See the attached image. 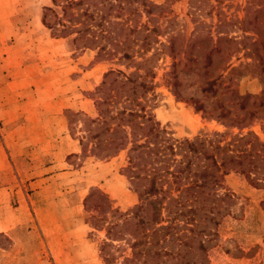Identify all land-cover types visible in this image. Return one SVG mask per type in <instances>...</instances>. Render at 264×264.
Returning a JSON list of instances; mask_svg holds the SVG:
<instances>
[{
	"label": "rangeland",
	"instance_id": "rangeland-1",
	"mask_svg": "<svg viewBox=\"0 0 264 264\" xmlns=\"http://www.w3.org/2000/svg\"><path fill=\"white\" fill-rule=\"evenodd\" d=\"M15 1L16 7L27 3ZM151 1L166 4L167 18L171 19L169 34L186 38L200 21L210 25L201 34L209 33L214 40L217 11L238 20L244 17L250 0H209L215 5L211 12L203 6L192 16L188 0ZM8 9L4 6L0 10V59L5 56V42H22L18 61L0 60V264H118L121 257L104 263L102 251L114 256L122 251L128 256V249L119 242L118 250L107 245L101 251L104 230L95 226L93 218L98 217V208L90 207L89 202L84 206L83 199L96 187L119 211L137 202L122 172L126 152L99 158L92 155L88 143L84 149L79 139L82 136L85 142L86 129L93 126L88 119L96 116L92 96L102 74L109 69L126 74L133 70L132 64L119 58L121 52L111 59H94L93 50L75 49L70 38L53 39L24 10L11 14ZM259 21L264 22V10ZM241 29L249 30L248 26L228 25L216 30L224 38L243 35ZM196 37L188 53L196 70L187 74L176 66L171 75L175 58L158 49L151 63V87L141 100L140 112L175 139L211 137L215 132L225 133L223 138L228 139L238 129L223 126L197 108L213 107V95L200 91L201 81L218 73L226 52L235 49L212 89L227 90L225 96L232 91L240 99L247 94L259 96L264 88V72L256 60L261 55L259 47L247 39L235 41L234 47L224 39L216 41L220 51L208 57L217 64L204 76L202 63L208 42ZM164 39L160 37L166 44ZM173 42L178 44L179 39ZM133 57L139 60L136 54ZM29 63L30 68H24ZM42 116L48 119L43 121ZM247 130L264 139V117L252 119L241 132ZM222 186L233 194V202L216 226L217 236L206 251L208 263L264 264V182L253 186L242 174L229 171Z\"/></svg>",
	"mask_w": 264,
	"mask_h": 264
},
{
	"label": "trees",
	"instance_id": "trees-1",
	"mask_svg": "<svg viewBox=\"0 0 264 264\" xmlns=\"http://www.w3.org/2000/svg\"><path fill=\"white\" fill-rule=\"evenodd\" d=\"M188 5L191 16L200 7H208V13L215 8L209 0H188ZM166 9V4L151 0H51V5L41 8L40 23L50 37L70 38L75 49L93 50L94 59H111L121 52L119 58L133 67L126 74L118 69L102 74L92 96L96 116L88 119L93 126L86 129L85 142L82 136L79 139L84 149L88 143L92 155L99 158L125 150L122 172L137 198L131 207L119 211L96 187L85 195L84 206L88 207L89 202L90 207L98 208V217L93 218L95 226L104 230L101 251L107 245L118 250L119 242L128 249V256L122 251L116 256L102 251L104 263L121 257L118 264H209L206 251L217 236L220 218L233 202V194L222 186L224 175L229 171L240 173L253 186L264 182V139L249 130L241 132L252 119L264 117V88L257 97L247 94L241 99L232 91L225 96L227 90L212 89L215 80H221L235 49L226 52L218 73L201 81L200 91L213 95L212 109L197 107L223 126L238 129L228 139L223 138L225 133L217 132L211 137L175 139L140 112L141 100L151 87V63L158 49L175 58L171 75L176 66L182 74L193 72L196 66L188 53L196 36L208 42L202 63L204 76L217 64L208 56L220 51L216 42L220 39L232 47L235 41L245 39L258 45L261 55L256 60L264 72V22L259 21L264 0H250L244 7V17L238 20L220 16L215 10L214 40L209 33L201 34L210 25L200 21L186 38L179 33L169 34L171 19ZM227 25L248 26L249 30L241 29L243 35L222 38L216 29ZM162 36L166 44L161 42ZM175 39H179L178 44H174ZM135 54L139 60H133Z\"/></svg>",
	"mask_w": 264,
	"mask_h": 264
},
{
	"label": "crops",
	"instance_id": "crops-1",
	"mask_svg": "<svg viewBox=\"0 0 264 264\" xmlns=\"http://www.w3.org/2000/svg\"><path fill=\"white\" fill-rule=\"evenodd\" d=\"M15 0H0V10L4 6H9L8 13L15 14V13H20L22 10L27 12V14H30L31 19L36 25H39L42 27L44 30H47L42 26L40 23V8L41 6H49L51 5V0H26L27 3H25L22 7H16L17 5L15 4ZM21 3V2H20ZM19 4V3H18ZM11 5V6H10ZM48 31V30H47ZM53 39H63V38H53ZM1 42V41H0ZM22 41H19L18 39H14L13 41H10L9 43L5 42V50L3 53L5 56L1 57L0 60L4 62H11L13 60L18 61V56L21 55V52L19 51V46L21 45ZM29 42V41H28ZM26 53H30L29 51ZM30 60V59H29ZM23 62V61H21ZM31 64H25L24 68L28 67L30 68ZM43 121L45 119H48V117H43ZM43 125H46V123H43Z\"/></svg>",
	"mask_w": 264,
	"mask_h": 264
}]
</instances>
